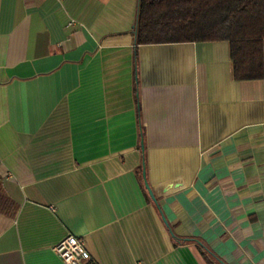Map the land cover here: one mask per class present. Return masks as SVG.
<instances>
[{
	"label": "crops",
	"instance_id": "crops-1",
	"mask_svg": "<svg viewBox=\"0 0 264 264\" xmlns=\"http://www.w3.org/2000/svg\"><path fill=\"white\" fill-rule=\"evenodd\" d=\"M137 1L0 0V264H264V78L136 46Z\"/></svg>",
	"mask_w": 264,
	"mask_h": 264
},
{
	"label": "trees",
	"instance_id": "trees-1",
	"mask_svg": "<svg viewBox=\"0 0 264 264\" xmlns=\"http://www.w3.org/2000/svg\"><path fill=\"white\" fill-rule=\"evenodd\" d=\"M134 39L136 46L226 42L234 81L264 78V0H138Z\"/></svg>",
	"mask_w": 264,
	"mask_h": 264
},
{
	"label": "built area",
	"instance_id": "built-area-1",
	"mask_svg": "<svg viewBox=\"0 0 264 264\" xmlns=\"http://www.w3.org/2000/svg\"><path fill=\"white\" fill-rule=\"evenodd\" d=\"M53 252L62 264H94L81 238L67 236L55 245Z\"/></svg>",
	"mask_w": 264,
	"mask_h": 264
},
{
	"label": "water",
	"instance_id": "water-1",
	"mask_svg": "<svg viewBox=\"0 0 264 264\" xmlns=\"http://www.w3.org/2000/svg\"><path fill=\"white\" fill-rule=\"evenodd\" d=\"M142 179H143V182H144V188H145V190H146V192H147V194H148L150 200H151V201L155 204V206L158 208L157 201H156V199H155V197H154V195H153V193H152L150 187L148 186V184H147V182H146V179H145V172H144V171L142 172ZM161 219H162L163 223L167 226V223H166V221H165V219H164V217H163L162 215H161Z\"/></svg>",
	"mask_w": 264,
	"mask_h": 264
}]
</instances>
